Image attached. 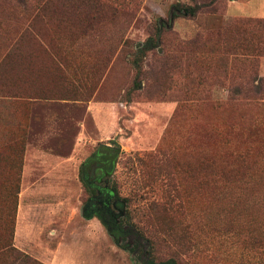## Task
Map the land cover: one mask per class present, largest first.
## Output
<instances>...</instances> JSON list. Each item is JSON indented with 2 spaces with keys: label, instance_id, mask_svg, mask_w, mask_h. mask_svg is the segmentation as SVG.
<instances>
[{
  "label": "rangeland",
  "instance_id": "rangeland-1",
  "mask_svg": "<svg viewBox=\"0 0 264 264\" xmlns=\"http://www.w3.org/2000/svg\"><path fill=\"white\" fill-rule=\"evenodd\" d=\"M263 3L0 0V264H45L18 245L52 258L62 239L68 264H140L83 216L80 178L64 197L68 234L20 232L16 246L28 146H77L80 168L112 140V177L155 259L264 264ZM174 7L197 12L171 18Z\"/></svg>",
  "mask_w": 264,
  "mask_h": 264
},
{
  "label": "crops",
  "instance_id": "crops-1",
  "mask_svg": "<svg viewBox=\"0 0 264 264\" xmlns=\"http://www.w3.org/2000/svg\"><path fill=\"white\" fill-rule=\"evenodd\" d=\"M260 9L255 15L264 17V3ZM244 10L253 11L252 6L249 5H245ZM79 164L77 146L66 156L28 146L21 173L20 199L16 212V246L20 232L31 236H40L46 230L52 231L56 236L68 234V229H63L64 224L72 220L77 213L74 210V200L71 202L64 197L69 194L70 181L79 180ZM50 191L53 192L54 199L45 198L48 194L46 192ZM93 218L95 217L86 219ZM47 220L53 221L54 225L52 224L50 228L48 225L45 226L43 221ZM18 246L35 255L45 264H68L67 256L63 252L66 246L63 239L51 249L52 258H44L39 254L41 246L38 242L27 241L25 244L24 241V245Z\"/></svg>",
  "mask_w": 264,
  "mask_h": 264
},
{
  "label": "trees",
  "instance_id": "trees-1",
  "mask_svg": "<svg viewBox=\"0 0 264 264\" xmlns=\"http://www.w3.org/2000/svg\"><path fill=\"white\" fill-rule=\"evenodd\" d=\"M196 12L193 7H174L170 16L175 18L179 13L194 15ZM152 41L156 43L151 38L144 44L145 47L151 48ZM142 50L145 52V49ZM122 152L121 144L115 140L101 142L81 163L79 178L88 195L82 209L83 216L98 217L116 243L133 253L140 264H179L173 257L155 259L150 240L131 220L127 210V198L121 197L117 183L112 177ZM122 214H125V217Z\"/></svg>",
  "mask_w": 264,
  "mask_h": 264
}]
</instances>
